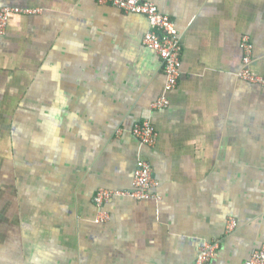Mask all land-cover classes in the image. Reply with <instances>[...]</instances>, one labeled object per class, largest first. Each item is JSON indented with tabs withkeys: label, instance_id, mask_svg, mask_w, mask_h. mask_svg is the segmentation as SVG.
Here are the masks:
<instances>
[{
	"label": "crops",
	"instance_id": "1",
	"mask_svg": "<svg viewBox=\"0 0 264 264\" xmlns=\"http://www.w3.org/2000/svg\"><path fill=\"white\" fill-rule=\"evenodd\" d=\"M182 41L170 104L141 14L100 0H0V264H244L264 244V0H147ZM150 120L155 145L136 124ZM157 198L132 191L139 156ZM236 221L229 229L231 221Z\"/></svg>",
	"mask_w": 264,
	"mask_h": 264
},
{
	"label": "built area",
	"instance_id": "2",
	"mask_svg": "<svg viewBox=\"0 0 264 264\" xmlns=\"http://www.w3.org/2000/svg\"><path fill=\"white\" fill-rule=\"evenodd\" d=\"M100 1L102 3H110L126 12L144 15L149 20L150 29L144 37V43L161 57L166 77L164 94L154 102L153 108L161 109L168 107L170 100L167 95L178 85L182 66V41L176 22L171 17L160 12L155 3L147 0ZM18 12H20V9L17 8L6 7L0 9V35L5 33L11 13ZM241 46L245 52L243 60L246 65L239 72L238 76L249 82L264 85V75L254 74L249 67L253 52V43L250 37H244ZM133 132L139 138L141 145L152 146L157 141L158 132L150 120H144L136 124ZM133 185L134 189L132 191H120L107 188L97 190L94 196V203L100 208V212L96 221L103 222L109 218L108 212L104 211L103 207L113 196L128 195L137 199L157 198L156 195L151 193V188L157 185L152 166L142 155L137 160ZM235 224L236 221H231L229 229L233 228ZM219 245V242L203 243L197 264H207L216 255ZM244 264H264V244Z\"/></svg>",
	"mask_w": 264,
	"mask_h": 264
}]
</instances>
